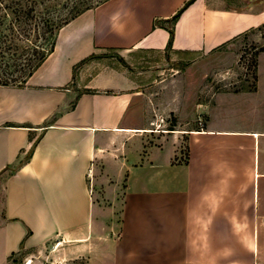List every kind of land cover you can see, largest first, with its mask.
<instances>
[{
  "label": "crops",
  "instance_id": "crops-1",
  "mask_svg": "<svg viewBox=\"0 0 264 264\" xmlns=\"http://www.w3.org/2000/svg\"><path fill=\"white\" fill-rule=\"evenodd\" d=\"M187 1L103 0L56 30L25 83L0 85V264L48 243L85 264L264 263V51L253 87L199 99L202 74L179 106L165 84L174 129L153 116L163 78L144 88L116 60L258 40L264 0H193L172 22Z\"/></svg>",
  "mask_w": 264,
  "mask_h": 264
},
{
  "label": "rangeland",
  "instance_id": "rangeland-1",
  "mask_svg": "<svg viewBox=\"0 0 264 264\" xmlns=\"http://www.w3.org/2000/svg\"><path fill=\"white\" fill-rule=\"evenodd\" d=\"M7 4L9 7L0 9V35L10 37L12 26L14 25V12L11 7L12 0H3L1 5ZM103 0H44L37 8L38 14H43L46 11L50 12L53 16H56L55 23L59 26L64 21L69 20L77 13L92 8L98 5ZM250 0H224L225 6L245 5ZM253 37L258 40L247 39L246 36L242 37L239 41L238 49H236V56L229 54L228 49L221 47L214 50L209 54H198L187 60H172L169 53H142L136 57L127 55L126 61L121 58H116L123 66H128L133 72L141 74L142 77L147 80L144 81V88H150L152 83L149 77L154 79L163 78L162 80H156V88L154 91L162 92L157 93L156 97L161 96V105L157 104V108L160 110V114L155 112L153 116L159 121V125L162 124L166 129H174L173 125H176L177 117L174 113L163 112L165 105L167 104L168 90L164 87L165 84L172 86V89L177 90L178 105L186 95V84H191L192 79L194 82L201 85L199 75L206 74L203 80L204 92L199 93V99L202 95L211 96L212 93L220 90H238L254 86L255 67L253 60L255 59L254 53L256 48L264 47V25L253 33ZM252 37V38H253ZM262 38V39H260ZM10 62L7 59L0 58V66ZM13 66L10 65L9 70H13ZM15 74V73H14ZM198 75V79L196 77ZM174 77L175 79H173ZM189 80H188V79ZM197 79V81H196ZM167 80V81H166ZM172 80V81H171ZM188 81V82H187ZM17 84V83H16ZM160 84L163 85L160 89ZM153 92V90L151 91ZM180 106V105H179ZM181 125H184L185 112H179ZM196 123L201 122L200 119H195ZM164 128V129H165ZM179 131L180 128H177ZM53 244H46L29 259L24 251L19 252L9 260V264H85L86 259L72 258L62 259L53 254ZM241 264H255V258L252 256L243 255L241 258ZM264 262V261H263ZM264 264V263H263Z\"/></svg>",
  "mask_w": 264,
  "mask_h": 264
},
{
  "label": "trees",
  "instance_id": "trees-1",
  "mask_svg": "<svg viewBox=\"0 0 264 264\" xmlns=\"http://www.w3.org/2000/svg\"><path fill=\"white\" fill-rule=\"evenodd\" d=\"M43 2L44 0H12L14 25L11 29V35L10 37L4 34L0 35V58L7 59L10 62V64L5 63L0 66V85H21L25 83L33 71L53 50L56 30L68 20L58 26L55 23L56 16H53L50 12L46 11L43 14H38L37 8ZM188 3H191L190 0L185 2L172 16V22L177 19ZM7 7H9L7 4H3L0 9ZM168 30L171 39L173 29L169 28ZM261 51H264V47L256 48L254 53L253 65L255 70L257 55ZM10 65L14 67L13 70L8 69Z\"/></svg>",
  "mask_w": 264,
  "mask_h": 264
},
{
  "label": "water",
  "instance_id": "water-1",
  "mask_svg": "<svg viewBox=\"0 0 264 264\" xmlns=\"http://www.w3.org/2000/svg\"><path fill=\"white\" fill-rule=\"evenodd\" d=\"M193 0H190V2H192ZM189 5V3L186 5V6H188Z\"/></svg>",
  "mask_w": 264,
  "mask_h": 264
}]
</instances>
